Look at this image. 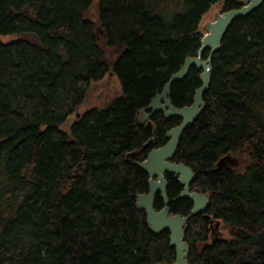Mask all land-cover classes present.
<instances>
[{
	"label": "trees",
	"instance_id": "obj_1",
	"mask_svg": "<svg viewBox=\"0 0 264 264\" xmlns=\"http://www.w3.org/2000/svg\"><path fill=\"white\" fill-rule=\"evenodd\" d=\"M163 1L99 0L89 19L93 0H0V35H15L0 39V264L176 260L170 231L154 232L137 203L149 175L135 162L151 150L141 110L198 54L200 23L222 0H174L169 20L154 10ZM240 1L225 0L224 10ZM211 62L205 108L172 159L190 165L191 190L210 198L186 224L188 261L264 264V3L233 21ZM108 73L118 76L122 95L80 112L91 83ZM201 73L192 66L172 84L176 107L193 103ZM151 119L156 147L181 123L163 113ZM229 154L242 157L243 171L218 168ZM166 179L176 198L178 177ZM193 205L169 203L183 216ZM163 206L157 193L154 207ZM219 221L231 237L208 242Z\"/></svg>",
	"mask_w": 264,
	"mask_h": 264
},
{
	"label": "water",
	"instance_id": "obj_2",
	"mask_svg": "<svg viewBox=\"0 0 264 264\" xmlns=\"http://www.w3.org/2000/svg\"><path fill=\"white\" fill-rule=\"evenodd\" d=\"M240 2L242 6L219 13L215 20L206 26V33L201 40L198 54L186 58L180 70L169 78L163 90L156 94L152 101L141 110V121L145 123L146 132L150 137L144 146H151V150L145 160L135 162L149 175L148 192L139 194L137 203L140 208L146 211L147 222L154 232L161 233L166 229L170 231V244L176 250V260L171 264H189V246L185 241L186 224L193 215L206 211L210 205L208 194L191 190V185L196 178V173L192 168L184 163L173 162L172 159L181 135L198 120L205 108L203 96L211 83L212 55L221 47L223 37L233 21L238 17L250 14L260 7L264 0H241ZM207 50L210 51L209 56L203 58ZM192 66L202 70L200 74L202 84L196 90L191 105L176 107L170 97L171 86L175 81L183 80ZM154 113H163L166 118H181V123L168 131L169 140L161 147H156L154 143V123L151 119ZM224 160L225 158L219 162V169L222 168ZM167 173L175 174L183 187L176 198L168 197ZM157 193H161L164 199V206L160 210L154 207ZM179 198L190 199L194 204L191 212L186 216L179 213L173 214L170 210L169 203Z\"/></svg>",
	"mask_w": 264,
	"mask_h": 264
},
{
	"label": "rangeland",
	"instance_id": "obj_3",
	"mask_svg": "<svg viewBox=\"0 0 264 264\" xmlns=\"http://www.w3.org/2000/svg\"><path fill=\"white\" fill-rule=\"evenodd\" d=\"M99 0H93L90 11L88 12L89 19H95L98 16L97 4ZM168 3V0L161 2L158 6L155 5V11L159 13L162 17L169 20L171 19L175 12L178 11L177 3L174 2ZM225 0H222L218 3H215L211 9L204 15L201 23L200 30L205 34L206 26L215 20L216 16L225 11L224 10ZM15 35H0V39L3 41H10L14 38ZM122 85L118 76L112 73H108L104 78L97 82L91 83L87 98L81 104L79 111L84 112L93 107L103 108L108 105L115 98L122 95ZM78 119V114H72L68 117L66 122L63 124L65 130H69L74 121ZM245 164L242 160V157L229 154L222 163V170L226 168H235L239 171L244 169ZM214 235H221V237L227 239L231 237L229 229L226 227L223 221H219V224L212 228V233H210V242Z\"/></svg>",
	"mask_w": 264,
	"mask_h": 264
},
{
	"label": "bare ground",
	"instance_id": "obj_4",
	"mask_svg": "<svg viewBox=\"0 0 264 264\" xmlns=\"http://www.w3.org/2000/svg\"><path fill=\"white\" fill-rule=\"evenodd\" d=\"M240 6H242V3H241V5H240ZM236 8H237V7H236ZM223 12H225V11H223ZM221 13H222V12H221ZM205 33H206V32H205ZM208 52H209V51H208ZM208 52H207V53H208ZM207 55H208V54H207ZM216 163H217V162H216ZM189 166H190V165H189ZM177 196H178V195H177Z\"/></svg>",
	"mask_w": 264,
	"mask_h": 264
}]
</instances>
